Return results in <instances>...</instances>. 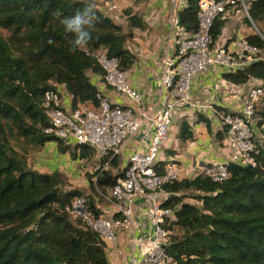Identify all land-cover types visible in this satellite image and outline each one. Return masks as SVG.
<instances>
[{
    "label": "trees",
    "instance_id": "obj_1",
    "mask_svg": "<svg viewBox=\"0 0 264 264\" xmlns=\"http://www.w3.org/2000/svg\"><path fill=\"white\" fill-rule=\"evenodd\" d=\"M117 0H103L115 5ZM147 0H133L123 14L113 15L93 0H0V264H111L106 243L71 218L66 209L84 196L90 207L101 213L97 187L106 192L123 176L119 157L98 158L87 146L65 145L45 132L49 119L44 108L49 90L71 96L72 106L99 105L100 90L91 75L104 82L96 54L116 58L122 69L131 70L138 58L129 50L136 32L150 26L139 12ZM258 33L245 36L259 49L255 59L223 78L236 86L252 80L264 91V0H244ZM86 5L95 13L91 38L83 47L71 49L72 34L65 33L61 21ZM107 5V4H106ZM110 11L117 12L118 9ZM138 5V6H137ZM237 8L244 7L241 2ZM236 8V9H237ZM112 9V10H111ZM199 0H188L175 19L173 40L192 34L199 25ZM218 16L211 31V47L216 48L227 20ZM240 36L230 39V43ZM51 39L53 43L49 44ZM224 44L223 46H226ZM175 53V52H174ZM63 98V97H62ZM264 95L257 108L256 166L231 164L229 176L214 182L203 174L165 185L168 194L162 206L172 215L162 223L167 233L168 264H264ZM223 109L221 108V111ZM225 113L232 112L225 109ZM197 123L212 132V120L197 112ZM226 128L217 136L225 140ZM182 142L194 139L188 121L180 125ZM55 142L73 160L92 163L89 193L72 188L60 172L40 173L30 166L29 149L36 151ZM111 161V168L98 167ZM170 161H163L164 166ZM102 168V167H101ZM97 178V181H95ZM96 182V183H95ZM195 201L194 203L189 201Z\"/></svg>",
    "mask_w": 264,
    "mask_h": 264
},
{
    "label": "built area",
    "instance_id": "obj_2",
    "mask_svg": "<svg viewBox=\"0 0 264 264\" xmlns=\"http://www.w3.org/2000/svg\"><path fill=\"white\" fill-rule=\"evenodd\" d=\"M173 2L177 6L179 0ZM239 2L249 17L244 0H199L197 31L174 39L175 53L164 61L158 84L163 94L158 108L141 109L143 96L131 84V71L122 69L116 58L110 59L104 52L96 54V59L103 70L105 85L132 100L133 105L119 104L100 92L98 106L80 103L68 109L58 92L49 90L45 93L44 108L49 119L45 132L57 139L73 140L79 146L92 148L98 158L118 157L146 123L153 128L151 143L145 151L137 150L128 156V165L115 185L106 192L97 187L99 197L105 202L98 206L100 214L90 207L84 196L77 197L66 209L71 218L81 221L109 245L116 243L121 230L135 227L136 201L145 199L155 234L150 239L148 249L142 252L140 261L133 255L132 264H168L171 261L165 249L167 233L162 227L165 219L172 215L170 209L162 206L168 196L164 187L188 175L176 161L164 166L161 164L165 161L161 158V148L169 138L174 113L181 108L197 111L210 108L192 100L191 90L195 79L212 67L236 72L253 61L259 52L245 36L226 46L211 47V31L216 18L225 14L228 6ZM111 8L117 7L113 5ZM175 19H172V31ZM263 95V89L252 86L237 94L232 112L215 111V121L221 129L226 128L225 143L230 155L225 161L206 163L201 174L214 182H223L229 176L231 164L257 165L256 111ZM110 162L98 167L101 174L111 168ZM102 206L111 210H105Z\"/></svg>",
    "mask_w": 264,
    "mask_h": 264
},
{
    "label": "crops",
    "instance_id": "obj_3",
    "mask_svg": "<svg viewBox=\"0 0 264 264\" xmlns=\"http://www.w3.org/2000/svg\"><path fill=\"white\" fill-rule=\"evenodd\" d=\"M187 2L188 0H186V4H181L179 0L178 5L175 6L173 0H147L140 5L139 10L142 9L141 14L150 28L145 32L135 33L134 39L130 42L129 50L135 53L138 58L130 71L132 86L143 96L141 109L158 108L160 104L163 92L158 84L163 73L164 61L169 57H173L175 52L171 26L172 19L178 16L180 9L185 7ZM106 4L111 6L114 2H107ZM116 7V9H120L118 2ZM106 8L113 15H117L116 12L110 11L108 7ZM236 8V6H228L225 17L230 18L227 20L222 36L216 44L217 48L229 44L232 37L248 36L254 33L253 27L248 26L247 23H240L239 19L229 21L233 19L232 14L235 13ZM226 72L223 69L212 67L207 73L198 76L194 81L191 90L192 100L199 104L209 105L210 108L201 111L181 108L175 112L176 115L173 119L170 135L165 144V149L161 153V158L165 161L178 162L188 173L184 176L185 179L200 174L206 163H217L229 159L230 150L225 140L222 141L217 136V132L221 130V127L215 121V111L233 110L237 94L260 83L252 80L246 85L236 86L223 78V74ZM91 77L105 97L122 105L134 104L132 100L106 86L98 77L94 75H91ZM61 92L64 105L68 109L71 108V96L64 89ZM197 112L212 120V132H209L203 123H197ZM183 121H188L192 126L194 139L191 141L182 142L179 138L180 125ZM152 135L153 128L146 123L125 146L122 154L118 156L120 169L123 170L127 167V158L131 153L147 149L151 143ZM64 142L65 145L69 146L77 145L73 140ZM40 151V158L29 159L30 166L44 174L60 172L67 177L72 188L89 192L90 184L86 179L89 168L83 166L84 161L73 160L69 152H60L55 142L47 143L39 149ZM79 174L82 175L81 178L85 181L81 185L75 180ZM135 206V227L121 230L116 243L107 245L111 264H132L133 255L140 261L142 252L148 249L150 239L155 234V226L149 216V207L145 199H138ZM102 207L105 210H111L107 206Z\"/></svg>",
    "mask_w": 264,
    "mask_h": 264
},
{
    "label": "clouds",
    "instance_id": "obj_4",
    "mask_svg": "<svg viewBox=\"0 0 264 264\" xmlns=\"http://www.w3.org/2000/svg\"><path fill=\"white\" fill-rule=\"evenodd\" d=\"M94 16L92 6L86 5L82 10L77 11L72 16L65 17L61 21L65 33H70L73 36L70 50L83 47L88 43L91 38L90 30L93 27ZM48 43L51 44L53 41L49 39Z\"/></svg>",
    "mask_w": 264,
    "mask_h": 264
},
{
    "label": "rangeland",
    "instance_id": "obj_5",
    "mask_svg": "<svg viewBox=\"0 0 264 264\" xmlns=\"http://www.w3.org/2000/svg\"><path fill=\"white\" fill-rule=\"evenodd\" d=\"M94 1V4L95 5H97L98 7H102V8H104V10L106 9L107 10V5H106V2H103V0H93ZM117 2L119 3V6H120V9H118L117 10V15H119V14H123L124 15V13H123V11L126 9V8H128V7H131L130 5L132 4V5H134V2H133V0H122V4H121V0H117ZM180 2H181V4H186V0H180ZM246 4V3H245ZM135 6L136 5H134L133 6V8L135 9ZM138 6V5H137ZM139 7H141V6H139ZM141 10L142 9H140L139 10V12H141ZM232 16H233V19H230L229 21H231V20H235V19H239V21H240V23H245V21H244V18H245V12H243V9H242V7L241 6H239L237 9H236V11H235V13H233L232 14ZM150 21H151V18H150ZM237 21V20H236ZM252 27H253V31L254 32H257L258 33V28L256 29L255 28V26L252 24ZM263 30H264V28H263ZM0 33H3V35H8L7 34V32L6 31H3V30H1L0 29ZM263 106L264 105H261L260 106V108L259 109H262L263 108ZM176 115V113H174V116ZM174 116H173V118H174ZM173 125V124H172ZM170 135V134H169ZM165 149V144L162 146V148H161V151L163 152V150ZM29 151L31 152L30 153V158H33V160L35 159V158H40L39 157V155H40V153H41V151L39 152V150H36V151H33V150H31V149H29ZM95 164V161H92V163H89V162H86L85 163V165L83 164V166H85V167H88L89 168V170L87 171V173H89V171L91 172L92 170H94V167H93V165ZM90 175V174H89ZM89 175H87V177H86V179L88 180V182H89V184L91 185V181H90V178H89ZM82 175L81 174H79V175H77L76 176V178H75V180L77 181V183L78 184H83L85 181H83L82 180ZM90 192V191H89ZM88 192V193H89ZM87 193V192H86ZM189 202H192V203H194L195 201H189Z\"/></svg>",
    "mask_w": 264,
    "mask_h": 264
}]
</instances>
